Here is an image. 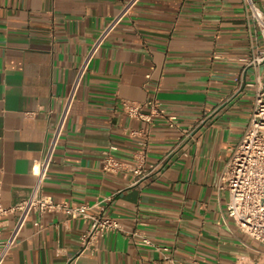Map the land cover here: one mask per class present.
<instances>
[{"label": "crops", "instance_id": "1", "mask_svg": "<svg viewBox=\"0 0 264 264\" xmlns=\"http://www.w3.org/2000/svg\"><path fill=\"white\" fill-rule=\"evenodd\" d=\"M127 0H0V183L8 206L27 197L85 53ZM264 11V0H254ZM264 39L245 0H139L107 37L77 91L45 193L100 202L121 229L79 264H164L159 247L199 264L253 259L261 245L227 214L220 176L248 125ZM149 74V77L147 75ZM156 99L167 116L129 118L122 100ZM149 130L146 179L103 170L132 163ZM107 198H110L107 200ZM4 232L13 224L7 218ZM88 224L62 212L29 216L4 264H65ZM149 243L145 244L144 239Z\"/></svg>", "mask_w": 264, "mask_h": 264}, {"label": "built area", "instance_id": "2", "mask_svg": "<svg viewBox=\"0 0 264 264\" xmlns=\"http://www.w3.org/2000/svg\"><path fill=\"white\" fill-rule=\"evenodd\" d=\"M139 0H127L121 10L114 15L99 32L85 53L81 63L76 69L70 90L62 101V107L52 128L48 143L42 156L34 162V183L26 198L11 204L2 202V186L0 183V264L18 243L19 236L31 214H45L62 212L71 219H82L88 224L87 229L80 236V247L71 255L65 264H79L80 256L97 250L98 241L109 232L119 231L120 222L106 214L100 202L94 204H75L60 201L52 195L45 193L44 183L49 177L50 166L63 135L72 104L77 91L87 73L89 66L104 44L107 37L115 30L120 21L132 10ZM250 15L257 29L264 39V11L254 0H245ZM250 63H264V49H259ZM149 77V74L147 75ZM121 108L126 116L137 120L152 123L156 116H166L171 125L175 116H167L166 111L154 99L145 102L122 100ZM134 134L144 138L140 144V155L132 163L121 162L106 152L103 158V170L116 173L118 171L130 172L138 180L146 179L159 167L158 164H146L145 156L148 149L149 130L133 131ZM219 186L228 194L227 214L233 219L241 232L259 243L257 256L253 259L238 257L231 264H264V85L260 86L255 95L254 104L249 122L240 140L231 148L230 155L224 165L220 176ZM110 198H107L109 200ZM13 217V224L3 231L7 218ZM145 244L149 243L144 239ZM163 255L164 264H199L196 255L192 254L183 259H177L169 248L159 247Z\"/></svg>", "mask_w": 264, "mask_h": 264}]
</instances>
